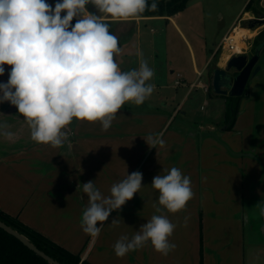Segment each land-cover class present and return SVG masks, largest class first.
I'll list each match as a JSON object with an SVG mask.
<instances>
[{
    "label": "crops",
    "instance_id": "crops-1",
    "mask_svg": "<svg viewBox=\"0 0 264 264\" xmlns=\"http://www.w3.org/2000/svg\"><path fill=\"white\" fill-rule=\"evenodd\" d=\"M242 10L210 55L205 44L204 52L201 48L198 53L184 44L189 66L183 62V49L172 51L162 44L159 60L156 44H149L148 58L143 59L138 43L141 23L164 22L180 34L174 22L177 14L128 18L135 31L119 45L120 69L138 68L146 60L155 72L151 81L170 80L174 91L167 98L170 91L157 85L152 101L140 106L126 102L107 131L98 121L74 119L61 147L37 144L18 109L0 103V123L9 124L13 133L10 140L0 137V211L91 264H256L258 256L264 260V228L260 234L251 228L258 206H264V62L248 81V94L234 98L237 112L231 127L226 120L228 96L213 94L207 74L222 36ZM220 62L226 63L223 58ZM4 68L0 82L6 83L11 66ZM175 73L180 74L179 85H173ZM204 74L208 84L200 80ZM193 90L206 106L215 102L214 116L212 109L195 120L184 110L181 102ZM161 133L163 146L146 143L144 138ZM172 167L191 178L195 194L185 209L174 214L164 210L177 225L170 238L176 248L165 256L149 244L117 257L113 245L119 237L131 236L155 213L159 193L151 186L154 176ZM135 171L143 175L140 191L110 214L99 237L85 234L80 226L88 202L83 183L93 181L107 196L114 183ZM114 218L122 219L119 226L111 225Z\"/></svg>",
    "mask_w": 264,
    "mask_h": 264
},
{
    "label": "clouds",
    "instance_id": "clouds-1",
    "mask_svg": "<svg viewBox=\"0 0 264 264\" xmlns=\"http://www.w3.org/2000/svg\"><path fill=\"white\" fill-rule=\"evenodd\" d=\"M101 14L127 19L158 8L156 0H58L54 8L46 0H0V76L11 66L6 83L0 82V103L8 102L28 125L37 144L61 147L68 139L67 126L74 119L100 122L107 131L126 102L140 106L155 90L150 83L155 72L146 60L138 68L122 71L116 57L121 52L118 37L87 5ZM62 12L66 15L61 16ZM76 22L72 25L73 19ZM10 125L0 123V137L11 139ZM162 133L145 139L150 147L163 146ZM139 171L126 174L105 196L93 181L83 183L87 207L81 229L99 237L104 222L143 187ZM151 186L159 195L155 213L131 236L123 234L114 243L117 257L146 245L167 256L176 248L170 241L177 225L164 210L177 213L193 199L191 178L179 168L163 169ZM264 217V206L259 207ZM122 219L114 218L113 227Z\"/></svg>",
    "mask_w": 264,
    "mask_h": 264
},
{
    "label": "rangeland",
    "instance_id": "rangeland-1",
    "mask_svg": "<svg viewBox=\"0 0 264 264\" xmlns=\"http://www.w3.org/2000/svg\"><path fill=\"white\" fill-rule=\"evenodd\" d=\"M245 1L246 0H188L183 10L176 13L177 15L174 18V22L178 27L180 34L174 30L172 25L165 24L164 22H148L147 24L141 23L139 27L140 40L138 43L141 44L143 59L148 58L149 44H156V50L159 51V60H162V49L160 48L162 44H168L169 46L165 47L169 49L173 48L172 51L178 48L183 49L186 56L185 59L183 58V62L186 66H189V57L185 48L186 46L184 47V44H190L194 48L196 53L201 51V48L202 52H204L205 44V47L207 48V55H210L214 50L215 45L218 43V37L229 25L234 16L237 13L240 14L242 9V11L245 10V8H243L244 5L249 4V10L243 12L245 16L247 14L249 16H255L257 14L264 15V0H247V3L244 4ZM46 2L52 5V7L54 8L58 0H46ZM60 2H62V0H60ZM90 13L95 15L101 14L96 7ZM64 15H66V12L61 13L62 17ZM101 15L103 21L109 25L110 31L118 37L119 45L123 43L125 44L128 40H130V37H132V34L135 31L134 24L132 23V21H129L132 19L114 18L107 14ZM73 20L76 22V18H74ZM239 25L241 26V28L245 29L244 25L241 22L239 23ZM254 31V35L250 37V40L246 43L245 46L246 49L244 50V54L247 56H250L252 54V48L255 46L254 43H257L259 39H262L264 37V26ZM183 38L185 40H183ZM130 44H135V41H131ZM169 58L172 59L173 54L169 55ZM222 58L223 53L217 52L214 55L207 68V74H210L211 70L215 68V64L220 63L223 65L221 67H225V64L220 62V59L222 60ZM175 74L174 78H176ZM200 80L204 84H208V80L206 79L205 74L201 77ZM150 83H153L155 85V90L152 93L151 97L148 99L149 101L147 102H150L152 101V99H154L156 90H158L161 86L166 88L164 89V91H170L168 94H166L167 98H169V95L174 91L170 87V80L150 81ZM215 96L217 97V95ZM182 103V106H184V110L187 109L190 117L195 120L201 119L207 111L209 112L212 109H216L215 102L211 103L210 101L209 105L206 106L201 96L194 90L184 98L181 104ZM129 104L134 103L129 102ZM200 106L202 107L201 109ZM216 112V110L213 111L212 116H214ZM218 118L213 119L212 121L214 122L218 120ZM251 228L259 234L264 228V217L259 215V206L257 209L256 217L255 219H253ZM256 264H264V260H262L261 258L259 259L258 256Z\"/></svg>",
    "mask_w": 264,
    "mask_h": 264
},
{
    "label": "trees",
    "instance_id": "trees-1",
    "mask_svg": "<svg viewBox=\"0 0 264 264\" xmlns=\"http://www.w3.org/2000/svg\"><path fill=\"white\" fill-rule=\"evenodd\" d=\"M188 0H156L158 8L155 11L145 10L142 14L135 17L166 16L170 17L183 10ZM153 0H148L151 4ZM249 10V4L244 11ZM75 21H72V25ZM226 104V120L231 127L237 109L234 105V98L228 97ZM0 221L11 227L18 233L25 236L36 248L56 260L60 264H91L81 261L79 254H71L57 246L37 232L20 223L13 217L0 211ZM0 264H49L34 252L23 246L17 239L0 229Z\"/></svg>",
    "mask_w": 264,
    "mask_h": 264
},
{
    "label": "water",
    "instance_id": "water-1",
    "mask_svg": "<svg viewBox=\"0 0 264 264\" xmlns=\"http://www.w3.org/2000/svg\"><path fill=\"white\" fill-rule=\"evenodd\" d=\"M87 10L89 11L88 7ZM241 23L244 25L245 29L254 31L264 26V15L258 14L256 17L242 20ZM263 62L264 39L254 46L250 56L245 54L235 55L226 61L225 67L213 68L209 74L211 91L215 95L228 96L231 98L246 96L248 94V91L246 90L247 83L259 72V63ZM224 129L225 128L222 127L220 128V131H223ZM0 229L17 239L23 246L44 259L47 263L60 264L36 248L25 236L1 221Z\"/></svg>",
    "mask_w": 264,
    "mask_h": 264
},
{
    "label": "built area",
    "instance_id": "built-area-1",
    "mask_svg": "<svg viewBox=\"0 0 264 264\" xmlns=\"http://www.w3.org/2000/svg\"><path fill=\"white\" fill-rule=\"evenodd\" d=\"M258 15V14H257ZM255 16H248L245 17V14L242 13L240 17L237 18L236 23L222 36L218 46L216 47L215 53L220 52L223 53V59L227 61L230 57L239 55V54H244V50L246 49V43L250 40L248 36H243L240 41H241V46L240 48L238 47V44L235 40V28L236 27H241L239 23L244 20V19H249L256 17ZM243 16V17H242ZM247 30V29H246ZM249 31V30H247ZM255 32V31H254ZM175 80L173 82V85H179L180 83V74L175 75ZM199 84V82H198ZM201 88L204 90V92H207V87L200 85Z\"/></svg>",
    "mask_w": 264,
    "mask_h": 264
},
{
    "label": "bare ground",
    "instance_id": "bare-ground-1",
    "mask_svg": "<svg viewBox=\"0 0 264 264\" xmlns=\"http://www.w3.org/2000/svg\"><path fill=\"white\" fill-rule=\"evenodd\" d=\"M252 34H253V32H251V31H247V30H245V29H243L241 27H236L235 28V40H236V42L238 44V47L240 48V46L242 44L240 39L243 36H248L250 38L251 37L250 35H252Z\"/></svg>",
    "mask_w": 264,
    "mask_h": 264
},
{
    "label": "flooded vegetation",
    "instance_id": "flooded-vegetation-1",
    "mask_svg": "<svg viewBox=\"0 0 264 264\" xmlns=\"http://www.w3.org/2000/svg\"><path fill=\"white\" fill-rule=\"evenodd\" d=\"M86 7H88L89 11L92 12L96 6L92 5V4H89ZM263 39H264V37L262 39H259L257 43L255 42L254 45L256 46L257 44H259ZM253 48H252V50H253Z\"/></svg>",
    "mask_w": 264,
    "mask_h": 264
}]
</instances>
